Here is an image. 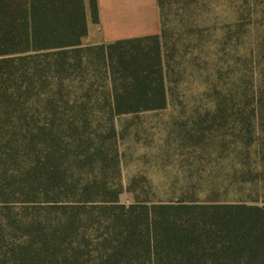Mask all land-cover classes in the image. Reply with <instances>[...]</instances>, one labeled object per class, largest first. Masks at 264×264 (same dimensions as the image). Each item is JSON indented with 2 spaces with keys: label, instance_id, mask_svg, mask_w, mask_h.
Masks as SVG:
<instances>
[{
  "label": "trees",
  "instance_id": "trees-1",
  "mask_svg": "<svg viewBox=\"0 0 264 264\" xmlns=\"http://www.w3.org/2000/svg\"><path fill=\"white\" fill-rule=\"evenodd\" d=\"M158 1L160 35L89 46L85 0H0V264H264V134L227 141L212 197L122 202L107 176L117 133L94 113L168 106Z\"/></svg>",
  "mask_w": 264,
  "mask_h": 264
},
{
  "label": "rangeland",
  "instance_id": "rangeland-1",
  "mask_svg": "<svg viewBox=\"0 0 264 264\" xmlns=\"http://www.w3.org/2000/svg\"><path fill=\"white\" fill-rule=\"evenodd\" d=\"M167 2V108L93 117L99 134L112 126L117 133L120 173L107 176L116 178L122 202L212 197L211 182L223 187L229 169L227 141L264 134V0ZM85 4L88 28L96 26ZM99 79L91 95L102 99L109 85Z\"/></svg>",
  "mask_w": 264,
  "mask_h": 264
},
{
  "label": "crops",
  "instance_id": "crops-1",
  "mask_svg": "<svg viewBox=\"0 0 264 264\" xmlns=\"http://www.w3.org/2000/svg\"><path fill=\"white\" fill-rule=\"evenodd\" d=\"M99 23L88 28L85 45L161 34L158 0H98Z\"/></svg>",
  "mask_w": 264,
  "mask_h": 264
}]
</instances>
